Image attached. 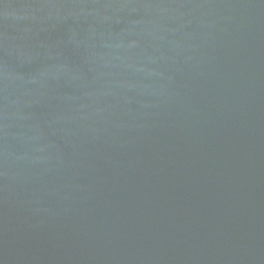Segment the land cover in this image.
I'll use <instances>...</instances> for the list:
<instances>
[{
    "label": "water",
    "instance_id": "water-1",
    "mask_svg": "<svg viewBox=\"0 0 264 264\" xmlns=\"http://www.w3.org/2000/svg\"><path fill=\"white\" fill-rule=\"evenodd\" d=\"M0 264H264V0H0Z\"/></svg>",
    "mask_w": 264,
    "mask_h": 264
}]
</instances>
